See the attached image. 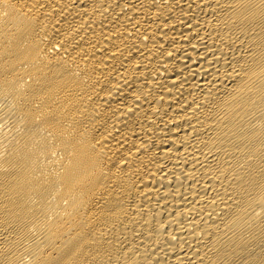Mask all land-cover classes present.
<instances>
[{
	"label": "bare ground",
	"instance_id": "obj_1",
	"mask_svg": "<svg viewBox=\"0 0 264 264\" xmlns=\"http://www.w3.org/2000/svg\"><path fill=\"white\" fill-rule=\"evenodd\" d=\"M0 264H264V0H0Z\"/></svg>",
	"mask_w": 264,
	"mask_h": 264
}]
</instances>
